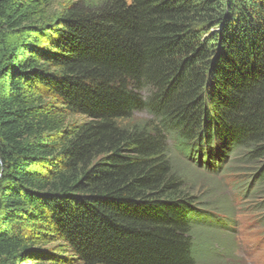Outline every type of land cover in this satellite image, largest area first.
Returning a JSON list of instances; mask_svg holds the SVG:
<instances>
[{
    "label": "trees",
    "instance_id": "16d2710c",
    "mask_svg": "<svg viewBox=\"0 0 264 264\" xmlns=\"http://www.w3.org/2000/svg\"><path fill=\"white\" fill-rule=\"evenodd\" d=\"M188 164L264 194V0H0V264H207Z\"/></svg>",
    "mask_w": 264,
    "mask_h": 264
},
{
    "label": "rangeland",
    "instance_id": "374dc122",
    "mask_svg": "<svg viewBox=\"0 0 264 264\" xmlns=\"http://www.w3.org/2000/svg\"><path fill=\"white\" fill-rule=\"evenodd\" d=\"M50 1L52 10L59 12L64 3L76 0ZM83 1L90 5H99L107 0ZM150 92L151 89L147 90L145 88L141 90L140 94L143 97H147ZM150 118L151 115L147 110L136 111L134 116L137 122ZM82 119L80 116H74L69 117L67 121L78 122ZM177 157L181 161L182 159L185 160L181 155ZM185 162L187 163L186 160ZM188 165L187 168L192 171L190 174L191 189L194 187L195 196L201 197L209 204L210 202L212 203L213 206H208L207 209L216 217V225L221 227L227 221L224 217L225 215L221 213L224 211L228 212L230 219L233 221L230 226L219 229L220 232L207 229L201 230L200 235H198L200 245H202L200 239H203V241L207 240L206 246L199 248L202 251L201 257L211 259L207 264H218L216 259L212 261V256L214 257L219 252L226 255L222 256L225 259L223 264H264V210L258 209L259 203L261 201L264 203V198H262L264 194L255 190L254 183L250 187L254 179L255 168H247L244 170L245 172L241 173H236L237 168H233L225 173L209 174L203 170L196 169L190 164ZM259 166L260 164H257L256 168ZM218 210H221V212L219 213ZM252 211L255 212L253 213ZM39 246L41 253L51 257L39 261L42 258L41 255V258L31 259L30 263L22 260L18 264H32L37 261L41 264H75L68 260L72 254L65 252L61 242H50L42 237ZM51 253H54L55 257Z\"/></svg>",
    "mask_w": 264,
    "mask_h": 264
},
{
    "label": "bare ground",
    "instance_id": "6f19581e",
    "mask_svg": "<svg viewBox=\"0 0 264 264\" xmlns=\"http://www.w3.org/2000/svg\"><path fill=\"white\" fill-rule=\"evenodd\" d=\"M177 140V139H176ZM175 146V145H174ZM198 146V145H197ZM183 151V150H182ZM178 154V153H177ZM184 158V157H183ZM198 165V164H197ZM200 165V164H199ZM243 172H245V171H243ZM220 179V178H219ZM246 201V200H245ZM252 202V201H251ZM249 203V202H248ZM240 204V203H239ZM242 204V203H241ZM250 205V204H249ZM259 206V205H258ZM256 207V206H255ZM258 209H260V207L258 208ZM255 210V209H254ZM253 212V211H252ZM255 212V211H254ZM253 212V213H254ZM223 218V217H222ZM225 221V220H224ZM264 223V222H263ZM264 226V225H263ZM223 230V229H222ZM240 241V240H239Z\"/></svg>",
    "mask_w": 264,
    "mask_h": 264
}]
</instances>
